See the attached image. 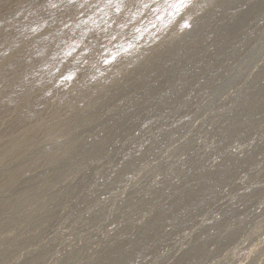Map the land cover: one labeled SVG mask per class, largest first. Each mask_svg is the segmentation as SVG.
I'll return each mask as SVG.
<instances>
[{
    "label": "rangeland",
    "instance_id": "rangeland-1",
    "mask_svg": "<svg viewBox=\"0 0 264 264\" xmlns=\"http://www.w3.org/2000/svg\"><path fill=\"white\" fill-rule=\"evenodd\" d=\"M0 158V264H264V0H0Z\"/></svg>",
    "mask_w": 264,
    "mask_h": 264
},
{
    "label": "bare ground",
    "instance_id": "bare-ground-1",
    "mask_svg": "<svg viewBox=\"0 0 264 264\" xmlns=\"http://www.w3.org/2000/svg\"><path fill=\"white\" fill-rule=\"evenodd\" d=\"M162 32H164L163 30H161ZM47 43V42H46ZM46 43H44V45L42 46V53H46ZM123 66V65H122ZM114 71V70H113ZM120 73V72H119ZM35 75H31L29 76V80H28V83L30 81H35L36 83L39 82L37 79L34 78ZM96 90L98 91L99 89L97 88H94L93 91L91 92V95L93 97L94 93L96 92ZM80 96V95H79ZM92 97H89V99H92ZM83 98V97H82ZM82 103V102H81ZM32 113V110L30 112V114ZM31 117V116H30ZM53 119L50 121V124L48 126V128L50 130H53L56 125L58 124V115L57 113H55V116L52 117ZM58 118V119H57ZM29 119V116L23 118L22 120H28ZM44 126L41 125L35 129H30L28 133H25L21 138L19 137H16L14 139V143L11 145V147L9 148V152H11V156H20L22 154V151H23V147L27 144V143H31L32 141H34L35 138H33L35 136V133L38 132L39 130H41ZM2 158V157H1ZM0 158V165H2L5 160L4 159H1Z\"/></svg>",
    "mask_w": 264,
    "mask_h": 264
}]
</instances>
